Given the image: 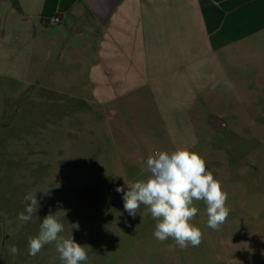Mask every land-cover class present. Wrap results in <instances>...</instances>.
<instances>
[{"label":"rangeland","instance_id":"374dc122","mask_svg":"<svg viewBox=\"0 0 264 264\" xmlns=\"http://www.w3.org/2000/svg\"><path fill=\"white\" fill-rule=\"evenodd\" d=\"M8 29L5 22L4 32ZM5 37L0 39L31 55L8 72L10 66L0 63V264H63L55 243L29 255L28 238L38 235L49 213L64 225L60 236L86 248L88 260L82 264H264V29L233 48L235 88L222 87L203 101L202 125H196L199 143L191 151L220 181L231 211L213 230L207 226L206 205L194 201L198 212L192 223L203 239L186 249L171 238L157 240V221L144 215L146 207L141 205L133 218L124 211L123 193L116 191L147 179L142 169L149 155L171 152L153 138L162 125H156L152 107L132 106L121 117L126 124L121 138H106L100 124L85 125L91 121L81 111L78 96L86 94L87 66L61 63L52 31L31 37L15 33L12 42ZM77 71V88L60 82ZM212 115L227 125L214 130ZM69 129L78 135H68ZM29 192L36 193L40 207L25 223L18 215ZM12 246L18 254L10 253Z\"/></svg>","mask_w":264,"mask_h":264},{"label":"crops","instance_id":"0c3cea01","mask_svg":"<svg viewBox=\"0 0 264 264\" xmlns=\"http://www.w3.org/2000/svg\"><path fill=\"white\" fill-rule=\"evenodd\" d=\"M9 9L0 33L7 42L15 33L52 31L59 61L87 66L86 94L78 96L91 121L85 125L100 124L103 136L116 141L126 125L124 112L145 104L162 125L153 138L171 152L198 145L204 99L222 87L235 88L233 48L264 29V0H124L106 26L82 0H15ZM54 17L61 21L52 22ZM5 22L10 30L4 32ZM30 55L0 39V63L10 66L7 72ZM79 80L77 71L60 82L77 88ZM102 115L107 120L100 123ZM63 124L62 118V129Z\"/></svg>","mask_w":264,"mask_h":264},{"label":"clouds","instance_id":"9594fccd","mask_svg":"<svg viewBox=\"0 0 264 264\" xmlns=\"http://www.w3.org/2000/svg\"><path fill=\"white\" fill-rule=\"evenodd\" d=\"M195 142V141H194ZM147 179L137 180L117 192L123 193L124 211L133 218L141 205L157 221L154 237L163 242L169 238L181 249L189 246L198 247L202 243V230L192 223L198 208L194 201H203L206 205L207 226L219 230L226 221L231 209L226 206L228 193L223 190L219 180L207 169L205 159L187 147L177 148L172 152L159 151L148 156ZM27 202L23 212L19 213L21 222H28L40 207L36 193L24 196ZM64 231L63 223L57 215L49 213L40 223L39 233L29 236L30 256H36L41 249L55 243L59 258L63 264H82L88 260L86 248L75 242L73 237L64 238L59 234ZM12 255L18 254V248L9 249Z\"/></svg>","mask_w":264,"mask_h":264},{"label":"water","instance_id":"95a60500","mask_svg":"<svg viewBox=\"0 0 264 264\" xmlns=\"http://www.w3.org/2000/svg\"><path fill=\"white\" fill-rule=\"evenodd\" d=\"M96 19L100 22L101 25L106 26L110 21L113 13L117 7L124 0H82ZM15 0H0V33L3 27L4 21V9L8 5H12ZM210 125L214 130L225 127L226 122L216 115L210 117Z\"/></svg>","mask_w":264,"mask_h":264},{"label":"built area","instance_id":"2783aa9c","mask_svg":"<svg viewBox=\"0 0 264 264\" xmlns=\"http://www.w3.org/2000/svg\"><path fill=\"white\" fill-rule=\"evenodd\" d=\"M60 21H61V19L59 17H54L52 19V22H54V23H59ZM156 152H159V151H155L154 153H156Z\"/></svg>","mask_w":264,"mask_h":264}]
</instances>
